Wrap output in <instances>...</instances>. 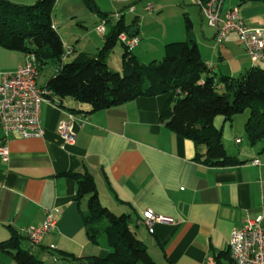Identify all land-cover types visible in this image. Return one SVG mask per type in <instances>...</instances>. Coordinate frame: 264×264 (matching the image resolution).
I'll return each instance as SVG.
<instances>
[{
  "label": "crops",
  "instance_id": "crops-1",
  "mask_svg": "<svg viewBox=\"0 0 264 264\" xmlns=\"http://www.w3.org/2000/svg\"><path fill=\"white\" fill-rule=\"evenodd\" d=\"M10 1L33 4L37 0ZM221 5L222 12L238 7L248 27L264 28V0H221ZM199 13L206 25L201 24V32L195 30L193 35L205 61L212 65L211 74L237 77L248 68H264V61L250 59L236 32L219 45L217 27L209 24L200 5ZM103 21L107 30L112 23L86 0H55L53 26L61 38L69 30L79 37L66 44L74 49L72 59L78 53H89L83 39L95 33L89 29L92 23L97 26ZM102 34L95 35L97 45L102 43L99 49L104 44ZM27 60V52L0 45V81L4 72L15 71ZM46 82L39 85L44 87ZM171 97V93L140 96L93 113L84 112L88 106L74 100L66 101L67 106L45 101L41 108L45 132L39 137H5L0 125V142L9 151L7 158L0 155V243L19 232L24 235L23 246L40 259L45 261L41 255H49L64 264H72L73 257L106 255V240L96 244L87 234L83 212L88 196L79 198L76 179L67 175L89 172L101 202L116 213L130 214L131 228L156 264H236L229 244L232 230L259 214L264 226V143L255 145L228 134L223 139L228 154L242 162L208 165L203 162L204 145L177 134L161 120ZM63 121L73 126V143L59 133ZM220 121L225 131L227 120ZM229 130L234 132L233 127ZM255 159L258 164L253 163ZM46 209L53 210L56 224L36 245L24 231L41 226ZM147 209L168 221L155 223L150 232L139 223ZM0 264L20 263L0 250Z\"/></svg>",
  "mask_w": 264,
  "mask_h": 264
},
{
  "label": "trees",
  "instance_id": "trees-1",
  "mask_svg": "<svg viewBox=\"0 0 264 264\" xmlns=\"http://www.w3.org/2000/svg\"><path fill=\"white\" fill-rule=\"evenodd\" d=\"M199 1L201 6L209 0ZM86 2L110 22L109 14L102 12L95 0ZM54 4L55 0H37L33 4L0 0V45L34 53L40 69L49 63L58 65L44 86L58 106H67L66 101L74 100L88 106L86 111H81L93 113L140 96L171 93L161 120L177 134L198 146L204 145V163L226 166L242 162L228 154L222 139L223 129L215 124L219 115L232 120L249 110L245 124L248 141L255 145L264 143V68L254 66L237 77L211 74L187 13V38L166 43L160 59L142 62L134 48L129 49L122 43L124 71L121 73L108 67L107 57L120 41L122 32L139 35L140 17L136 15L126 23L120 13L106 30L104 44L96 55L82 52L69 60L68 46L53 26ZM67 175L76 179L78 197L88 196L83 218L89 238L96 244L104 239L109 247L104 256L73 257L72 264H156L146 244L131 228L130 214L116 213L101 202L94 176L89 172ZM23 238L22 233L14 232L9 240L0 243V250L20 264H47L23 246Z\"/></svg>",
  "mask_w": 264,
  "mask_h": 264
},
{
  "label": "built area",
  "instance_id": "built-area-1",
  "mask_svg": "<svg viewBox=\"0 0 264 264\" xmlns=\"http://www.w3.org/2000/svg\"><path fill=\"white\" fill-rule=\"evenodd\" d=\"M200 2V1H199ZM221 0H209L201 3L203 15L210 25L217 27V43L231 32H236L246 47L247 53L253 61H264V28H250L241 18L238 7H231L222 12ZM152 4L147 9H153ZM115 17L118 19L120 13ZM97 30L106 32V22L98 25ZM119 40L129 49L134 48L140 41L139 36H129L126 32L119 35ZM73 47L68 46L66 56L72 54ZM65 56V57H66ZM209 70L212 65L208 63ZM41 69L34 53H28V60L13 72H4L0 81V125L5 137L14 135L19 138L42 136L45 128L42 122V104L51 101V93L39 85ZM54 103V102H53ZM56 104V103H55ZM71 118L74 115L70 114ZM59 133L69 143L75 140V132L71 122L63 121L59 126ZM240 142V139H237ZM9 154L5 144L0 142V155L7 158ZM258 164L259 159L253 160ZM168 221L167 217L147 209L139 223L146 225L150 232L154 231L157 222ZM263 215L249 218L240 228H234L230 235L231 256L236 264H264V226ZM56 218L53 210L46 209V220L39 227L25 229V235L35 244H40L46 233L54 229Z\"/></svg>",
  "mask_w": 264,
  "mask_h": 264
},
{
  "label": "rangeland",
  "instance_id": "rangeland-1",
  "mask_svg": "<svg viewBox=\"0 0 264 264\" xmlns=\"http://www.w3.org/2000/svg\"><path fill=\"white\" fill-rule=\"evenodd\" d=\"M95 3L102 12L109 14L112 24L116 19L115 15L117 13H121L124 16L126 23H130L132 18L136 15L140 17L141 26L138 36L141 43L134 52L139 55L142 62H149L155 58H162L165 53L166 43L186 39L185 13L191 17L194 24L192 33H195V30L201 32V24L206 25V22L204 23V21L201 20L199 5L196 0H95ZM148 4L154 6L152 10L147 9ZM98 25L95 26V24L92 23L89 29L91 30L94 28L95 33H89V35L83 39V43H88L87 50H89L88 54L91 55H96L99 51V47L102 45V43L100 46L97 45V37L95 36L103 35L97 30ZM61 35L65 45L74 43L77 41L76 39L79 38L77 34L72 33L70 30ZM213 42L215 43V41ZM73 53L70 54L69 60H73ZM123 53L124 45L121 41H118L107 57L108 67L111 70L121 73L124 71L122 62ZM78 54H76V56ZM57 66L58 65L52 63L45 65L41 69L39 82H46L53 76ZM243 113L237 114L232 120L226 121L225 124L227 128H225V131L223 130L222 139H228V134L231 135L232 133L235 134V136L243 138L244 141H248L245 122L249 118L250 111L247 110ZM243 117L247 118L246 121L243 120ZM222 118H224V116L219 115L216 117L215 124L220 128H222V123L220 121ZM237 125L240 126L238 127ZM230 127H233L234 132H237H231L229 130ZM41 256L45 258L48 264H64L54 261L55 257L53 256Z\"/></svg>",
  "mask_w": 264,
  "mask_h": 264
}]
</instances>
